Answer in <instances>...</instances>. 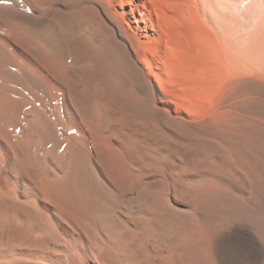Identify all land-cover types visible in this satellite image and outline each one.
<instances>
[{"label":"bare ground","instance_id":"obj_1","mask_svg":"<svg viewBox=\"0 0 264 264\" xmlns=\"http://www.w3.org/2000/svg\"><path fill=\"white\" fill-rule=\"evenodd\" d=\"M0 264H264V0H0Z\"/></svg>","mask_w":264,"mask_h":264}]
</instances>
